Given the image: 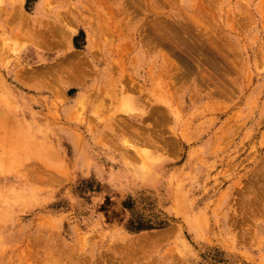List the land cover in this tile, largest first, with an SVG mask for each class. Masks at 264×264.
Listing matches in <instances>:
<instances>
[{"label":"rangeland","instance_id":"374dc122","mask_svg":"<svg viewBox=\"0 0 264 264\" xmlns=\"http://www.w3.org/2000/svg\"><path fill=\"white\" fill-rule=\"evenodd\" d=\"M0 264H264V0H0Z\"/></svg>","mask_w":264,"mask_h":264},{"label":"bare ground","instance_id":"6f19581e","mask_svg":"<svg viewBox=\"0 0 264 264\" xmlns=\"http://www.w3.org/2000/svg\"><path fill=\"white\" fill-rule=\"evenodd\" d=\"M163 234V233H162ZM142 239V238H141ZM156 242V241H155ZM142 247V246H141ZM143 248V247H142Z\"/></svg>","mask_w":264,"mask_h":264}]
</instances>
